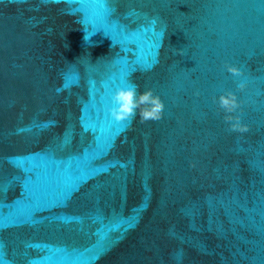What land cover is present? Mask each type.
I'll return each mask as SVG.
<instances>
[{
	"label": "water",
	"instance_id": "water-1",
	"mask_svg": "<svg viewBox=\"0 0 264 264\" xmlns=\"http://www.w3.org/2000/svg\"><path fill=\"white\" fill-rule=\"evenodd\" d=\"M0 264H264V0H0Z\"/></svg>",
	"mask_w": 264,
	"mask_h": 264
},
{
	"label": "clouds",
	"instance_id": "clouds-1",
	"mask_svg": "<svg viewBox=\"0 0 264 264\" xmlns=\"http://www.w3.org/2000/svg\"><path fill=\"white\" fill-rule=\"evenodd\" d=\"M90 36H86L85 40H89ZM179 55H184L181 50ZM226 70L235 77L242 75L239 67L226 64ZM247 87L245 80H240L237 88L243 91ZM219 107L225 112V122L229 124V130L232 132L245 133L248 126L243 124L239 115H234L240 108V103L235 92L228 91L219 96L216 101ZM113 104L111 108V116L117 122L134 121L139 113L140 122L158 121L162 118L165 104L162 99L153 93L152 90H146L143 93L138 92V85H132L129 88H120L113 95ZM193 166H195L193 164Z\"/></svg>",
	"mask_w": 264,
	"mask_h": 264
}]
</instances>
